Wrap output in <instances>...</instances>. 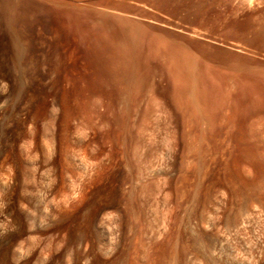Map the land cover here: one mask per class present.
<instances>
[{"label":"rangeland","instance_id":"1","mask_svg":"<svg viewBox=\"0 0 264 264\" xmlns=\"http://www.w3.org/2000/svg\"><path fill=\"white\" fill-rule=\"evenodd\" d=\"M60 1L0 0V264H264V189L205 110L192 128L142 96L121 144L108 97L68 102L95 79ZM88 1L198 64L264 62V0Z\"/></svg>","mask_w":264,"mask_h":264},{"label":"bare ground","instance_id":"2","mask_svg":"<svg viewBox=\"0 0 264 264\" xmlns=\"http://www.w3.org/2000/svg\"><path fill=\"white\" fill-rule=\"evenodd\" d=\"M79 1L59 2V10L68 15L66 25L87 50V65L95 79L92 86H77L73 94L67 95L68 102L71 98L80 102L81 107L75 110H90L91 96L108 97L112 102L108 109L113 115L110 138L121 144L134 140V134L129 135V124L133 114L139 112L142 96L163 99L174 116L186 109L184 121L192 128L201 123L204 113L200 111L205 110L210 125L217 127L218 137L237 141L234 149L240 154L237 175L241 181L263 190L264 62L246 58L244 64L224 67L200 61L198 64L189 51L176 43L147 34L142 22L119 16L98 19L94 7L90 8L93 2L86 0L88 6L80 3L84 0ZM163 81L166 85H162ZM87 91H92L91 95L87 96ZM71 108L74 110V106ZM250 169L255 174L253 180L245 176ZM158 170L151 167L153 172ZM113 261L98 259V264H114Z\"/></svg>","mask_w":264,"mask_h":264}]
</instances>
